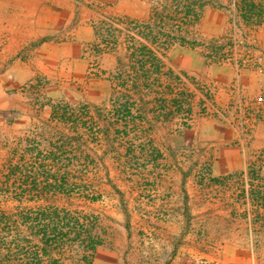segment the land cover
<instances>
[{
    "label": "rangeland",
    "instance_id": "374dc122",
    "mask_svg": "<svg viewBox=\"0 0 264 264\" xmlns=\"http://www.w3.org/2000/svg\"><path fill=\"white\" fill-rule=\"evenodd\" d=\"M222 6L202 12V45L165 58L178 90L192 94V113L179 135L181 114L168 95L172 122L145 134V151L133 147L155 189L135 180V160L108 162V235L93 264H264V224L254 222L256 213L264 218V206L253 198L264 195V13L253 26L237 18L233 3ZM148 7L149 0H0V158L3 142L25 131L35 108L47 117L49 99L99 94L92 73L109 75L115 61L91 56L94 27L105 15L141 16ZM150 154L159 158L156 170ZM252 167L260 171L254 179ZM218 176L225 177L223 191L210 181ZM124 212L136 214L133 226L124 225ZM140 212L165 221L188 213L193 225L159 226Z\"/></svg>",
    "mask_w": 264,
    "mask_h": 264
},
{
    "label": "trees",
    "instance_id": "16d2710c",
    "mask_svg": "<svg viewBox=\"0 0 264 264\" xmlns=\"http://www.w3.org/2000/svg\"><path fill=\"white\" fill-rule=\"evenodd\" d=\"M226 1L234 4L238 19L253 26L261 23L264 9L257 0ZM222 3L152 0L142 18L113 16L94 27L92 55L120 53L115 72L105 79L107 97L93 106L49 100L50 116L44 128H32L24 137L4 144L0 264H93L98 247L103 245L96 205L104 202L105 195L96 179L97 163L86 145L105 144L108 152L116 143L126 147L124 166L135 160L132 175L139 176L144 168L138 163L142 157L132 158L131 154L136 142V147L146 150L144 138L151 124L145 125V114H151L155 122L173 118L165 93L175 96V111L181 114L179 128L189 127L190 94L178 90V78L165 68L163 58L173 47L198 46L196 27L203 10L223 7ZM98 73L95 70L93 77ZM131 134L132 141L128 140ZM149 158L153 161V154ZM259 174L249 168L253 179ZM205 179L196 176L199 185H204ZM224 180L210 179L220 187ZM253 198L257 206H264V195L253 193ZM157 217L166 219L164 214ZM254 222L263 226V216L256 213Z\"/></svg>",
    "mask_w": 264,
    "mask_h": 264
},
{
    "label": "crops",
    "instance_id": "0c3cea01",
    "mask_svg": "<svg viewBox=\"0 0 264 264\" xmlns=\"http://www.w3.org/2000/svg\"><path fill=\"white\" fill-rule=\"evenodd\" d=\"M224 1H226V0H223V2ZM151 4H152V0H149V7L147 8L146 12L143 15H141V16H133V15H129V14L105 15L104 19L106 20L107 18H110V17H113V16H130V17H135V18H142V17L147 15ZM206 8H208V7H206ZM103 20H100L99 22H101ZM199 23H200V21H199ZM198 28H199V24L196 27V40H197V42L199 44L198 46H200V45L203 44V42L199 38V30H198ZM95 39H96V34H95V30H94V38H93L92 42H94ZM198 46L194 47L193 49L184 48V47H177V46L173 47L166 54V56L163 58L164 64H165V68L167 70H171L174 73V75H176L175 72L172 69L168 68L166 63H165V58L167 57V55L175 48H181V49H187V50H196V48H198ZM119 54H120L119 52L118 53L109 52V53H103L102 55L99 56V57H101L103 55H110V56L114 57L115 63H114L113 68L111 69V73L110 74H113L115 72ZM91 56H93V55L91 54ZM98 72H99L98 73L99 76L98 77H92V78L95 79V82H98V84L96 86V89L99 90V94L97 96H95L92 100L88 101V100L81 99V98H78V99L66 98L65 96L54 98V99H49V100L63 99V100L69 101L71 103L85 102V103L89 104L90 106H93L95 104H101L102 101L107 97L108 83L106 82L105 79L110 74L104 77L103 76L104 75L103 71L98 70ZM163 84L164 85L167 84V80L166 79H163ZM182 89L190 94V105H191L192 94L190 92H188L187 89H185V88H182ZM168 95H172V94L165 93L164 97L166 98ZM137 103H138V101H136V104ZM47 107L49 109L48 105H47ZM42 108L43 107H40V106L38 108L39 110H36V108H35L34 115H32V118L34 119V121H32L31 123L28 124V126L26 127L25 131L22 132V134L20 133L18 136H14L12 139H14V138L15 139H19V138L24 137V135L28 132V130H32V128L33 129L39 128V127L44 128V124H45V122L47 121V119L50 116V109H49V114H48L47 117H40V112L42 111L41 110ZM191 110H192V107H191ZM172 119L173 118L171 117L169 120H166V121L155 122V120L153 119L151 114H145V120H146L145 121V125L147 126V125L151 124V129L149 131H150V133H152V131H154V129L156 128L157 124H159L160 122H169L170 123V122H172ZM184 131H185V129L182 130V131H179L178 132L179 135H182ZM131 135H133V134H131ZM130 136H129L128 140L132 141V137H130ZM11 140H7V141L5 140V141L6 142H10ZM5 141L3 142V145H2V149L4 150L5 153H4V156L2 158H0V163L3 162L5 160V157H6V149L4 148V144L6 143ZM86 151L91 156V158L97 163L96 179H97V182L99 184L100 191L105 195L104 202L96 205V207H98L99 224H100V226H98V232L101 233L102 240L104 241V237H106L108 235V230H107V228L105 227V225H104V223L102 221V214L104 213V211L107 208H110V206H111L110 205V201H111V198H112V187H114L112 178L110 176V171H109L110 165L108 164V162H110V161L114 162L115 160H117L118 162H121V164H123V166H124V163H125L124 156L127 153V150H126V147H123L119 143H116L115 146H114V149H112V152H108L107 146L105 144H100V145L87 144L86 145ZM158 162H159V158L158 157H154V160L152 161V163L154 164L155 170H156V165L157 166L159 165ZM102 171H103V173H102ZM141 171H142V173L139 176L133 175L135 180L137 182H140L141 187H143L144 190H154L155 189V184L154 183H150L149 182L150 180L148 179V175L150 173H146L144 168L141 169ZM220 177L221 176H218L217 178H220ZM197 184H198V182H197ZM145 185H147V186H145ZM200 186L206 187V184L200 185ZM108 187H110V190H109ZM218 189H219V191H223L224 188L223 187H218ZM40 203L41 202H38V204H40ZM148 214H152L153 215V213L140 212V216H142L141 220H150L149 222H154L155 224H157L159 226H190V225L192 226L193 225L192 224V220L190 219V216H189L188 213H186L185 215H183V213H179V212L178 213H172L174 215L170 214L171 215L170 218L168 220H166V221L164 219L160 220L157 217V216L162 215V214L154 215V216H156V218H151V216L148 215ZM135 217H136V214H134L132 212H124L123 213V223H124V225L125 226H133L132 221H133V219ZM255 225L258 226V224H255ZM258 246L259 245H256L255 247H258ZM99 248H101V246L98 247V249ZM98 249H97V251H98ZM97 251H96V253H97ZM96 253H95V255H96ZM95 255H94V259H95ZM94 259H93V262H94Z\"/></svg>",
    "mask_w": 264,
    "mask_h": 264
}]
</instances>
